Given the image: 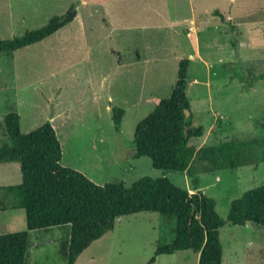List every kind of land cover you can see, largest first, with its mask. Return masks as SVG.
<instances>
[{"label":"rangeland","instance_id":"obj_1","mask_svg":"<svg viewBox=\"0 0 264 264\" xmlns=\"http://www.w3.org/2000/svg\"><path fill=\"white\" fill-rule=\"evenodd\" d=\"M72 7L76 18L52 37L0 53V147L9 142L4 117L16 112L24 134L50 121L64 163L98 185L130 187L143 177H166L187 190L184 172L155 169L148 157L134 159L136 128L154 111L153 98L171 96L184 59L194 124L204 128L194 145L264 138V79L255 80L264 72V0H0V40L41 28ZM114 109L124 111L119 132ZM200 178L226 221L220 229L223 264H264V227L227 219L233 200L264 186V162ZM21 183L19 163H0V187ZM10 203L0 190V235L27 230L25 211ZM173 229L156 212L118 218L76 264H147L159 244L171 242ZM66 234L32 233L28 264H66L60 255ZM198 263L199 254L181 251L154 264Z\"/></svg>","mask_w":264,"mask_h":264},{"label":"trees","instance_id":"obj_2","mask_svg":"<svg viewBox=\"0 0 264 264\" xmlns=\"http://www.w3.org/2000/svg\"><path fill=\"white\" fill-rule=\"evenodd\" d=\"M76 15V7H72L41 28L0 40V53L38 44L72 23ZM215 15L227 22L219 11ZM228 22L234 33V25ZM231 45L235 49L238 43L231 39ZM189 65V59L180 61L170 97L152 99L154 111L136 128L134 159L148 157L155 169L186 173L193 192L178 188L166 177H143L130 187L98 185L62 164V145L50 121L24 134L18 113L4 117L9 142L0 147V163H19L22 183L0 190L9 196L13 210L25 211L27 230L0 235V264H28L32 233L55 229L67 230L60 255L66 264H76L84 251L114 228L118 218L141 212L159 213L174 225L171 242L159 244L147 264L181 251L199 254L198 264H223L220 229L226 221L216 211V201L201 190L200 174L264 162V138L222 142L212 148L194 145L192 141L204 135V128L195 126L187 95ZM258 79H264V72L255 76ZM123 116L122 109L113 110L117 132ZM227 219L236 226L264 227V186L233 200Z\"/></svg>","mask_w":264,"mask_h":264},{"label":"crops","instance_id":"obj_3","mask_svg":"<svg viewBox=\"0 0 264 264\" xmlns=\"http://www.w3.org/2000/svg\"><path fill=\"white\" fill-rule=\"evenodd\" d=\"M245 21H247V20H245ZM246 24H247V26L248 27H252L253 25H257V24H255V23H252V22H246ZM245 24V25H246ZM240 23H236L235 24V26H237V28H238V31H240L241 32V28H240ZM248 27H247V29H248ZM249 31H251L250 29H248ZM59 32V31H58ZM57 32V33H58ZM252 32V31H251ZM55 35V34H54ZM52 37V36H51ZM251 40L253 41V38H251ZM255 40V39H254ZM33 46V45H32ZM251 47H252V45H251ZM62 164L64 165V166H66V167H68L65 163H64V161L62 160ZM75 170H77V171H79V172H81V173H83L85 176H87L89 179H91L84 171H82V170H80V169H75ZM186 174V173H185ZM185 180H186V183H187V185H188V188H187V190L188 191H190V192H193V188L190 186V182H189V178H188V176H187V174L185 175ZM201 190H203V186H201ZM204 191V190H203Z\"/></svg>","mask_w":264,"mask_h":264}]
</instances>
